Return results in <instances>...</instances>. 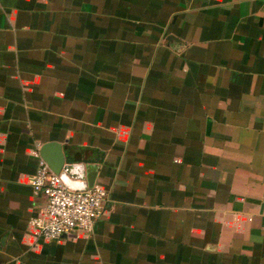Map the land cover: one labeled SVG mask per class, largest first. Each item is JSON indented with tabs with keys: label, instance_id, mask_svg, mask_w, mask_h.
Returning a JSON list of instances; mask_svg holds the SVG:
<instances>
[{
	"label": "crops",
	"instance_id": "crops-1",
	"mask_svg": "<svg viewBox=\"0 0 264 264\" xmlns=\"http://www.w3.org/2000/svg\"><path fill=\"white\" fill-rule=\"evenodd\" d=\"M45 142L91 230L29 223ZM0 264H264V0H0Z\"/></svg>",
	"mask_w": 264,
	"mask_h": 264
},
{
	"label": "built area",
	"instance_id": "built-area-1",
	"mask_svg": "<svg viewBox=\"0 0 264 264\" xmlns=\"http://www.w3.org/2000/svg\"><path fill=\"white\" fill-rule=\"evenodd\" d=\"M30 186L34 195L44 197V204L37 216L29 220L41 236L57 239L70 237L77 229H92L103 200L100 186L92 185L81 191L70 190L40 157L30 177Z\"/></svg>",
	"mask_w": 264,
	"mask_h": 264
},
{
	"label": "water",
	"instance_id": "water-1",
	"mask_svg": "<svg viewBox=\"0 0 264 264\" xmlns=\"http://www.w3.org/2000/svg\"><path fill=\"white\" fill-rule=\"evenodd\" d=\"M39 157L49 169L58 175L63 185L70 190H85L94 183V168L89 164L72 161L56 142H45L38 148Z\"/></svg>",
	"mask_w": 264,
	"mask_h": 264
}]
</instances>
